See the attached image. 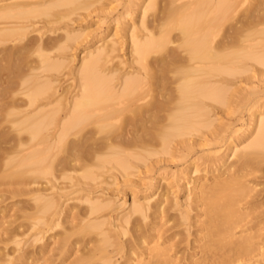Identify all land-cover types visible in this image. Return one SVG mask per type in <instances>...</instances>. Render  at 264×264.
Returning <instances> with one entry per match:
<instances>
[{"label":"bare ground","instance_id":"obj_1","mask_svg":"<svg viewBox=\"0 0 264 264\" xmlns=\"http://www.w3.org/2000/svg\"><path fill=\"white\" fill-rule=\"evenodd\" d=\"M154 3H150V6ZM91 4V0H13L5 4L0 3V45H2L0 53H3L0 57V64L5 65V62L2 61L13 60L12 64L17 65L19 63L17 66H20H15L17 67L16 74L19 73V75L15 74L16 77L13 76L15 79H8L7 77L8 80L6 78L2 80V77H5L3 75L0 80L1 130L4 125L3 129L7 126V129L0 131V140L1 138L6 139V135L13 132L12 135L16 142L13 146L18 147L14 148L16 154L19 152L16 155L17 169L14 168L16 169L12 170L14 173L11 172L9 175L14 174L15 177V175L24 176V173L27 172H31V174L45 173L44 171L49 169L52 173L51 168L53 167L51 165L53 166L52 162L55 161L53 159L56 158L54 157L55 152L63 146L64 149L67 147L66 150L69 149L68 151H75L77 147H80L73 153L82 150L81 146L85 145L89 138L86 135L92 131L107 134L106 136L103 134L105 136L104 142L98 146V150H94L96 163H113L116 168L127 169L131 166L130 157L136 160L141 159L138 149H148V137H160L162 145L166 149L170 137L182 135V138L183 135L196 130L195 126L198 123L193 120L194 117H206L208 119L209 110L200 99L203 97L216 102L222 100L219 89L213 87V83L225 82V76L231 77L240 71L247 72L249 62H254V65L259 68L264 67V0H170L167 2L168 12L166 8V12L163 14H160V11L157 15L154 13L153 18L149 21L144 20L147 4V7L144 6L141 19L142 23L146 21L150 27L146 36L141 35V38L138 39L135 28L132 22L128 21L129 19H127V26L125 27V30L127 29L125 40L131 42V52L135 54L142 74L127 72L125 74L128 77L124 79L121 78L125 74L121 75L119 78L120 86L116 90L109 82L112 79L111 73L115 69H106L103 64L110 53L115 50L113 42L111 40L103 42L93 50L87 51L77 70L71 68L74 79L78 82V90L72 95L69 107L64 110L65 117L68 115V118L60 123L56 116L60 104L59 100L56 101L53 82L54 74L61 69L63 63L57 61L53 52L67 47V42H71L72 45L80 44L86 39L88 33L81 28L77 30L67 29L65 37H62L61 40L54 41L50 37L41 38V40L38 38L24 40L26 25L22 24V21L12 22L11 20L20 19V17L24 20L26 18L34 19L48 15L49 17L44 22L47 26L53 24V17L60 20L68 19L71 14L79 9L87 10ZM52 10L56 11V13L54 11V16L49 14ZM30 19L25 20V22ZM10 24L14 25L10 26ZM51 29L48 28L47 30L50 31ZM173 30H177L179 36L176 35L177 37L174 36L173 38ZM168 44L173 46H168ZM262 71L264 70H258L257 73L260 74ZM216 78H220V80L216 82ZM15 92L23 96L21 95V98L18 99L16 98L18 94L14 95ZM253 120V136L247 143L243 142L249 136L240 142L241 148L237 151L238 153L235 151L237 146L232 142L230 144V151L233 152L231 155L234 156L231 158L236 159H234V166L238 169L232 165V169H236L235 175H227V178L225 177L220 181L216 180L218 175L214 176L213 181L209 184L210 187L193 183V186L188 188L190 192L191 189L192 191L194 189L200 191L201 195H199L200 193L196 194L195 198L201 201L202 206L206 207V219L201 224L199 223L196 228V232L199 234L205 231L204 236L202 235L204 237L202 245L204 244L206 249L202 248V251L206 257L202 255L204 258L201 257V259L206 264H231L236 259H241L255 252L253 240L255 236L252 235L253 237H251V234H245L246 237L242 235L237 237L239 239L232 236L234 233L232 230L234 231L237 225L239 227L243 224L245 219V214L241 215L239 212V206L241 203H247V199L251 196L250 190L257 186L256 184L253 187L247 186L245 184L246 178L253 176L257 181L264 179V171L262 170V173L256 166L257 164H264V112L256 113ZM207 124L204 122V125ZM56 127L58 128L56 129ZM57 131H59L58 134H56ZM68 135H78L81 140L77 142L80 143H69L66 140ZM9 138L7 139L9 140ZM183 145L184 142L180 140L176 147L181 148ZM73 148L75 149L73 150ZM10 158H6V162ZM226 160L224 157L221 163L226 165ZM82 161L81 159L80 162ZM259 161L261 163H258ZM25 167L30 169L24 171ZM220 169L221 166L215 168L216 171ZM192 170L196 173L198 166ZM258 172L260 175H256ZM50 182L47 183L51 187L47 188L45 185L43 188L53 189L52 185L54 184L52 181ZM197 182L195 181V183ZM156 183L158 187L161 186L160 180ZM263 189L264 187L262 190H256V193L251 196L252 201L250 199L248 203L254 202L256 204L258 202L256 205L259 207L264 205ZM26 192L28 193V191ZM31 194L33 199L30 198L36 202L34 204L35 215H31L37 219L38 225L46 226V231H48L53 226L62 225L61 223L69 224L70 228L59 238V242L56 244L57 248L52 249L55 250L54 252L59 249L61 253L59 251L58 253L62 255L63 251L69 247L68 245L73 244L69 240L70 232L68 231H71L69 229L73 230V228L76 230L75 227H78L79 233L82 231L85 237L87 233L92 235L90 238L75 241L73 245L79 243L83 250L81 255L88 252L90 257H98L97 259L104 264H113L111 256L108 254V248L112 244L116 246L118 252L120 249L123 250L128 258L132 254L142 253L145 248L142 249L141 246L146 243V239L154 229V225L151 228L150 224H160L162 219H165V223L172 221L167 230L159 236L166 239L165 241H170L171 238L178 235L177 223H182L187 219L195 220L193 216H196L195 214L190 217L188 211L184 214L179 212L178 216L170 215L167 211L168 197L165 196V193L158 195L154 203H150L152 196H146L145 199L149 198L147 206L132 204L129 211L118 220L125 224L131 223L133 228H138V225L134 224L130 218L132 214H139L143 219H149V225H146V228L141 226L140 229L135 228V232L132 230L134 233L139 230L137 236L134 233L133 236L131 231L134 238L127 244L120 245L116 237L122 232L125 234V231L120 230L119 225L117 226L109 220L97 221V218L94 220L89 218L90 215H96L108 208L109 202L101 204L98 201H91V198L88 197L86 200L89 203L87 215L73 214L69 216L68 212L62 221L56 223V216L60 212L53 209L57 202L53 198L43 196L41 187H34ZM261 209L259 210L261 211ZM148 210L150 212L147 215L146 211ZM256 213L252 219L256 218L257 222L255 219L252 224L255 222L264 226V222H262L264 221V208L259 214ZM74 219L78 222L73 223ZM84 219H86L85 222ZM194 220L190 223L191 226L195 224L196 220ZM107 223L109 227L107 231H104L103 226ZM261 224H259L260 227H262ZM142 228L144 229L142 230ZM39 232L44 234L42 228L39 229ZM12 235L14 234L12 233ZM111 237L115 238L114 242L110 241ZM182 240L184 239L179 238L174 243L178 251H180L179 246ZM89 243L91 246L87 248ZM261 244L264 246L262 240L259 247ZM156 247L158 246L155 244L152 250L145 249V251L149 250V253L145 252V254L148 253L147 255L152 257L151 261L149 259L146 264H169L170 262L168 263L166 260L164 252L167 249ZM172 247L170 245L168 249H172ZM43 249L44 247H42ZM42 250L40 248L39 252L43 254L44 251ZM153 250H155L154 253H152ZM150 253L152 254L150 255ZM86 254H84L85 257ZM137 255L135 257H138ZM183 255L182 253L181 256L183 257ZM23 256H18L19 258L17 257L16 260L19 259V262H22L20 257L24 259L25 255ZM55 257L53 259L51 257V259L54 260ZM83 259L84 257L80 256L72 264H82ZM180 261L181 259L178 260V262ZM127 263L124 262V264ZM13 264L17 263L13 262Z\"/></svg>","mask_w":264,"mask_h":264},{"label":"rangeland","instance_id":"obj_2","mask_svg":"<svg viewBox=\"0 0 264 264\" xmlns=\"http://www.w3.org/2000/svg\"><path fill=\"white\" fill-rule=\"evenodd\" d=\"M2 1L3 2L0 1V3L5 4L13 0ZM153 1L156 2L154 3ZM169 1L170 0H91L92 4L87 10L79 9L71 14L68 19L60 20L53 17L54 22L51 25L45 26L44 24L47 17H49L48 15L39 16L34 19L26 18L25 20H31L27 22L21 17L20 19L11 20L12 22L22 21L21 23L26 25L27 30L24 40L34 38L41 40V38L45 39L47 37H50L54 41L61 40L62 37H65L67 29L77 30L81 28L85 29V32L88 33L86 39L80 44L72 45L71 42H67V47L53 52L57 61L63 63L61 69L54 74L53 82L56 101L59 100L60 104L59 112L56 115L57 118H59L60 123L68 118V115L65 117L66 113L64 110L69 107L72 95L78 90V82L75 81L71 68L77 70L81 59L86 56L87 51L93 50L103 42L109 40L113 42L115 50L110 53L106 61L102 62L106 69H115V71L111 73L112 79H110L109 82L116 90L119 89V78L121 75L127 72H133L134 74L138 73V75L142 74L139 64L136 61V56L131 52V42L125 40V31L127 30H125V27L127 26L126 21L129 19L128 21L132 22L133 27L135 28L133 29L135 30L138 39H140L141 35L146 36L148 30H150L146 21H149V19L151 20L154 13L157 15L160 11L159 13L163 14V12H166V8L168 12L169 6L167 5V2ZM149 2L154 3L155 5L153 4L150 6ZM147 4L148 7L146 6ZM144 6L147 7V9H145L144 17V20L146 21L145 23H142L141 19ZM54 11L55 10L50 11L49 14L54 16L56 13V11L55 13ZM20 22H18V25H20ZM11 25L14 24H10V26ZM48 28L52 29L48 31ZM173 31V38L174 36H179L177 35V30ZM7 44L11 45L12 43ZM170 45L172 44H168V46ZM1 47L2 45H0V48ZM2 54L3 53H0V57ZM11 61L5 60L2 61L3 63L5 62V65L0 64V69L3 70H0V80L3 75H5V77L3 76L2 80H4L3 78H6V80L13 79V76L17 73V67H20L17 66L19 63L14 65L12 64L14 61ZM254 64V62H249L247 72L240 71L234 76H225V82H212V86L219 89L221 95L220 98L222 100L216 102L203 97L200 99L209 110L207 113L208 119L206 117H194L193 120L198 123L195 126V131H190L189 134L183 135L184 137L182 138V135L170 137L166 149L165 146L162 145L160 137H148V149H138V152L141 155V159L139 160L129 156L131 166L127 169L116 168L113 163H96V154L94 150H98V146L104 142V137L107 134L105 135L103 133L104 136L102 133H95L92 131L86 135L89 137L86 140V144H80L84 146H81L82 150L73 153L78 148L80 149V147H77V149H75V147L73 148L75 151L71 150L72 153H70L71 151H68L69 149L66 150V146L65 149L63 146L61 148L59 147L60 149L58 148V151L56 150V156L54 155L56 158L53 159V161L55 160L52 162L53 166L51 165V167H53L51 168L52 173L49 169L48 171H44L45 173L36 172L35 174H31V172H27L28 175L27 173H24V176L15 175L14 177V174H9H11V172L14 173L12 170L17 169L16 155H18L19 152L16 154L15 149L18 147H14L16 142L15 137L12 135L13 132H10L11 134L7 133L8 135H6V139L1 138L0 140V142L2 141L0 143V148H2L0 149V165L2 164V167L0 166V264H13V262L17 264H72L75 259L78 257L80 258V256L84 257L82 264H104L97 259L98 257H90L88 252H85L87 253L86 257L84 255L85 253L81 255L83 250L81 249V246H79V243L73 245L75 241H81L83 238H90L92 235L87 233V236L85 237V234L82 233V231L79 233L80 230L78 227H75L76 230L74 228L73 230L69 229L72 232L68 231L70 232L69 240L73 242V244L70 243L72 245H68L69 247L67 248L68 250H65L66 252L63 251L64 253L62 252L63 254L61 255L58 253V251L60 252L59 249L57 252L52 250L57 248L56 244L59 242V238L64 232H67V229L70 227L68 223H61L62 225L59 224L53 226L52 229L46 231V226L38 225L37 219H34L32 216L33 214L35 215L36 212L34 208L36 202L35 200L33 201V198L31 197V192L34 187H41L43 196L53 198L57 202L56 207L53 209L60 212L56 216V223L62 221L68 212L69 216H72L73 214H78L79 216H82L83 214L87 215L89 203L86 200L88 197L91 198V201H98L101 204L109 202L110 206L108 208L102 210L96 215H90L89 218L91 220L97 218V221L109 220L117 226L119 225L118 227L120 230L125 231V234L122 232L116 237L119 240L120 245H125L134 238L132 237V234L135 232L134 230L136 227L133 228L131 223H121L118 219L129 211L132 204H142L147 206L149 198L145 199L146 196H152L150 203H154L156 202L158 195L165 193V196L168 197V203H166L168 213L170 215L178 216V214H180L179 212L184 214L188 211L190 217L196 214V216H193L196 221L192 219L195 221V226H191L190 223H192V220L189 219L182 223H177L176 230L178 235L175 236V238H171L170 241H165L166 239L159 236L167 230L172 221L165 223V219H162L160 224L154 223L149 225V219H143L139 214H132L130 220L138 225V228L136 229H140V226L146 228V225H149L150 227L154 225V229L156 227L155 230L153 229V232L150 231L151 235L146 239V243L142 244V249L145 248L152 250L155 244L158 246L156 248H166L167 251H164L166 254L165 258L168 263L170 262L169 264H206L201 259V257L205 256L202 251V248L205 247L204 244L202 245V241H204L202 235L205 231H202L200 234L196 232L198 224H201V222L206 219V207L202 206L201 201L195 198V195L199 194L200 191H198V189L192 191L191 189L190 192L189 187H192L193 183L204 184L207 187L213 181L212 178L214 176L218 175L216 180L220 181L223 178L225 179V177L227 178V175H235L237 168L234 166L235 158H231L234 156L231 155L233 152L230 151V144L232 142L236 145L237 148L235 151H239L241 148L240 142H243V140L249 136V138L243 142L247 143V141L253 136L254 115L258 112H264V71L260 72V74L257 73L258 70H264V67L261 66L259 68ZM7 73L9 76H6L8 75ZM16 75H19V73ZM127 77L128 75L125 74L121 79ZM215 80L217 82L220 78H216ZM17 94L18 93L15 92L14 95ZM21 95L22 94H18V97L16 98L20 99ZM22 99L25 98L22 97ZM204 122L208 124L204 125ZM4 127L5 125L3 128ZM3 128L2 130H5L7 129V126L5 129ZM57 128L58 127H56V129ZM2 130L0 127V131ZM58 132L59 131H57L56 134H58ZM7 138H9V140ZM66 140L69 143H80L77 141L81 140V137H78V135H68V139ZM180 140L184 142V145L181 148L176 147V144H178ZM9 156L12 159L15 158L12 160ZM224 157L227 159L226 165L225 163L224 165L221 163ZM6 158H10L7 159V162H9V160H11V162L7 163ZM81 159L83 160L82 162H80ZM258 163L261 162L259 161ZM219 165L221 166V169L216 171L215 168L217 169L220 167ZM232 165L236 168L235 170L232 169ZM263 165L264 164L256 165L262 173L264 171ZM195 166H198V171L196 173L192 170ZM147 167H149V169H147ZM26 168L27 167L24 168V171L30 169L29 167L28 169ZM229 169L234 171L232 172V170L230 171ZM256 175H260V172ZM48 179L54 184L52 185L53 189L43 188L45 185L47 188L49 186L51 187V185L47 183L50 182ZM32 180L35 181L36 184L35 182L33 183ZM158 180L161 181L160 187H158V184L156 183ZM195 181L198 182L195 183ZM245 184L250 187H253L255 184L257 185L256 187H253L254 189H251L253 191L250 190V195L252 196L256 193V190H262L264 187V179L257 181L253 176H250L246 178ZM26 191H28V193L30 191V193L28 194ZM199 195H201V193ZM251 196L247 199V203L251 199ZM247 203H241V205L239 204L240 206H238L241 215L245 214V219H248H244L245 223L242 222L244 225L240 223L241 225H239V227L237 225L235 227L236 229L234 231L232 230V232L235 233H233L232 236L233 238L236 237L235 239H239L237 237H241L242 235L244 237L245 234H251V237L255 236V238H253L255 242V252L241 259H236L231 264H264V246L261 244L263 247H259L261 240L264 243V226L261 223L259 224H261L262 227L255 222V224H252L256 219L253 218V220L252 216H254L260 208H262V211L264 205L259 207L256 205L258 202H255L256 204H254V202H249L248 205H246ZM250 203H253V205H250ZM255 205L257 209L254 208ZM250 206L254 209H251ZM261 211L259 210L256 214H259ZM149 212L150 210L146 211V214L148 215ZM73 221V223L78 222L76 219ZM85 221L86 219H84V222ZM249 223L251 224L249 225ZM155 224L157 225L155 226ZM251 225H253V227H251ZM108 227V223L103 226L104 231H107ZM41 228L43 229L44 234L39 232V229ZM144 228H142V230ZM138 231L139 230H136V233H134L136 236L137 233H139ZM12 233L14 235H12ZM179 238L184 239L179 246L180 251H178V249L176 250V247L174 246V243H176ZM110 241L114 242L115 238L111 237ZM169 244L173 246L172 249H168L170 247ZM201 245L202 247H200ZM41 246L44 247L43 250ZM90 246L91 243L87 245V248ZM40 248L44 251L43 254L39 252ZM145 249H143L144 251L142 250L144 253H136V255L138 254V257H135L136 255L132 254L128 258L123 250L120 249L118 252L116 246L112 244L111 247L108 248V254H110L113 264H124V262H128L127 264H146L149 262V259L151 261L152 257L147 255L149 250L145 251ZM51 250L54 253L50 252ZM138 250L137 252H140ZM154 251L155 250H153L152 253H154ZM176 251H178L177 254ZM145 252L148 253L145 254ZM39 253L41 254L39 255ZM152 253H150V255ZM182 253L184 254V258L181 256ZM23 255H25L24 259L21 258L24 257ZM18 256H21L20 259L23 260L22 262H19V259L16 260ZM53 256L55 257L54 260H52L54 258ZM162 258L165 259L164 257ZM177 259H181V261L178 262Z\"/></svg>","mask_w":264,"mask_h":264}]
</instances>
